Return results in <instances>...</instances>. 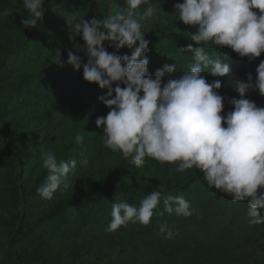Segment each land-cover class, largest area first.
Returning <instances> with one entry per match:
<instances>
[{
    "label": "rangeland",
    "instance_id": "obj_1",
    "mask_svg": "<svg viewBox=\"0 0 264 264\" xmlns=\"http://www.w3.org/2000/svg\"><path fill=\"white\" fill-rule=\"evenodd\" d=\"M225 1L0 0V135L7 144L0 162L14 164L0 181V264H113L119 249L107 239L41 236L27 247L21 237L68 203L119 186L184 183L231 151L264 146V65L185 108L114 112L42 104L14 111L16 88L41 71L143 41L164 45L167 28L176 29L178 40L193 16ZM255 15L261 24L264 10L257 7ZM194 38L208 47L264 45L262 34L243 23L214 29L203 23ZM25 200L43 206L30 213ZM247 257L264 264V237L253 239Z\"/></svg>",
    "mask_w": 264,
    "mask_h": 264
},
{
    "label": "trees",
    "instance_id": "obj_2",
    "mask_svg": "<svg viewBox=\"0 0 264 264\" xmlns=\"http://www.w3.org/2000/svg\"><path fill=\"white\" fill-rule=\"evenodd\" d=\"M231 1L193 16L178 40L176 29L167 28L164 45L143 41L41 71L16 88L14 111L42 104L100 106L114 112L185 108L211 91L248 79L264 65V45L223 42L208 47L193 41L203 23L210 29L243 23L264 38V19L258 24L255 15L257 7L264 10V0L227 6ZM6 146L0 135V151ZM13 168L11 162H0V181ZM43 200H25V208L33 213ZM41 236L107 239L119 249L113 264H259L247 253L255 237H264V146L253 142L231 151L201 166L184 183L154 190L119 186L68 203L32 224L21 241L29 247Z\"/></svg>",
    "mask_w": 264,
    "mask_h": 264
}]
</instances>
